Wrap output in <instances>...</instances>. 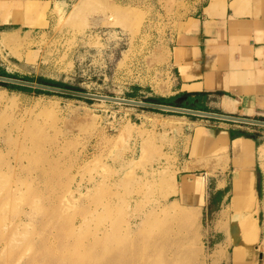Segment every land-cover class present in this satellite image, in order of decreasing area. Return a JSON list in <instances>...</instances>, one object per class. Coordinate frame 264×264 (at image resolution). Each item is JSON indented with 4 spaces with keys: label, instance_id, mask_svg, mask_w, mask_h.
<instances>
[{
    "label": "rangeland",
    "instance_id": "obj_1",
    "mask_svg": "<svg viewBox=\"0 0 264 264\" xmlns=\"http://www.w3.org/2000/svg\"><path fill=\"white\" fill-rule=\"evenodd\" d=\"M175 7L170 0L25 2L20 20L0 30V68L22 80L180 106L172 95ZM197 121L215 120L0 85V264H160L177 243L175 254L183 250L190 264L264 262V242L238 248L239 214L222 221L175 200L190 177L181 162Z\"/></svg>",
    "mask_w": 264,
    "mask_h": 264
},
{
    "label": "crops",
    "instance_id": "obj_2",
    "mask_svg": "<svg viewBox=\"0 0 264 264\" xmlns=\"http://www.w3.org/2000/svg\"><path fill=\"white\" fill-rule=\"evenodd\" d=\"M6 1L0 4V13L18 11L16 1ZM170 1L177 10L171 44L172 95L180 98V106L264 121V0ZM16 23L0 21V30L9 27L4 24ZM205 118L215 121L194 122L188 156L181 162L185 177H190L179 182L174 195L180 199L175 200L189 208L206 209L211 217L224 221L245 214L246 207L238 206L235 198L252 186L259 201L257 212L264 213V156L258 151L264 143V125ZM252 128L263 137L252 133ZM218 137L226 140L222 156L211 146ZM238 140L248 151L239 152ZM201 184L202 192L196 188ZM207 184L210 188L205 194ZM260 242L264 236L259 233L255 246H261ZM218 243L223 246L222 241Z\"/></svg>",
    "mask_w": 264,
    "mask_h": 264
},
{
    "label": "bare ground",
    "instance_id": "obj_3",
    "mask_svg": "<svg viewBox=\"0 0 264 264\" xmlns=\"http://www.w3.org/2000/svg\"><path fill=\"white\" fill-rule=\"evenodd\" d=\"M14 1H16L18 6H21L25 2L30 3L32 0H25V1L24 0H14ZM6 2H7L6 0H0V4L6 5ZM45 5H49L48 1L46 2ZM45 5H44V8H45ZM8 10H9V8H8ZM18 11H20L19 8H18ZM18 11H13V12H5L4 11L3 13L1 12L0 13V21H8V20L19 21L20 17L17 16ZM22 20H23V18L21 19V21ZM23 22L25 23L26 21H22V23ZM197 136L200 137L201 133L198 132ZM211 138H214V137H211ZM222 140L223 139H221V137H218V138L213 139V141H211L212 148L215 149L216 151H218L220 154L225 153V151L227 149L222 144ZM235 143H236V148L239 149L240 153L244 152L245 150L248 151V149L243 146L241 140H238ZM260 148H261V152L263 153L264 152V144L261 145ZM259 151H260V149H259ZM192 186H194V185L192 184ZM196 188H198V190L200 192H202L203 185L201 184L200 186H198ZM175 193H177V191H174V194ZM240 197H243V198H240ZM258 202H259L258 197H257L256 192L252 186H250L244 192V194L242 196L237 195L235 198V203L238 206L242 205V206L246 207V210H247V211L245 210V214L243 216L239 217L236 220L237 222H235V225H234V231L241 235V242H240V244H238V248L241 246H244V245L254 244L255 242H257V240L259 238V230H260L259 223L256 219H254L255 214H253L254 213L253 210L255 209V206L258 204ZM251 208H254V209H251ZM187 212H189V214L191 216V215H193L194 210L192 209V211H191V210L187 209ZM187 212H185L184 216L189 215ZM241 243H242V245H241ZM179 244L180 243L175 244L176 246L174 247L175 250L173 249L174 250L173 254L169 253L168 256L166 254L164 256V259L162 260V262H160V264H190L188 257L184 256L185 252L183 250H180L178 254H175L177 248L179 247ZM166 247H168V245H166ZM168 249H170V246L168 247ZM223 251H224V249L222 247L221 248L219 247L217 249V254H222ZM111 264H115V262L111 261ZM124 264H133V262L127 261ZM134 264H145V263L142 260H138V262H136Z\"/></svg>",
    "mask_w": 264,
    "mask_h": 264
},
{
    "label": "water",
    "instance_id": "obj_4",
    "mask_svg": "<svg viewBox=\"0 0 264 264\" xmlns=\"http://www.w3.org/2000/svg\"><path fill=\"white\" fill-rule=\"evenodd\" d=\"M0 81L22 85V86H27V87H32V88L49 91V92H55V93H61V94H66V95L87 98V99H97V100L110 101V102H116V103H121V104L135 105L139 107H147V108L158 109V110L185 113L189 115H197V116L211 117V118H222V119H227V120H234V121H241V122H247V123L258 124V125H264V121H259V120L235 117L231 115H224V114L202 111V110H197V109H190V108L181 107V106L152 103V102H146L142 100H133V99L119 98V97L107 96V95H98V94L76 91V90H72L68 88L53 86L49 84H42V83H37V82H32V81L22 80L18 78H13V77L2 76V75H0Z\"/></svg>",
    "mask_w": 264,
    "mask_h": 264
},
{
    "label": "trees",
    "instance_id": "obj_5",
    "mask_svg": "<svg viewBox=\"0 0 264 264\" xmlns=\"http://www.w3.org/2000/svg\"><path fill=\"white\" fill-rule=\"evenodd\" d=\"M0 75L2 76H7V77H16L14 75H10L8 74L4 69L0 68ZM27 79V81H34L32 78H25ZM37 83H42V84H49V85H53V86H58V87H63V88H68V89H75V90H80L77 87H72L68 84L62 83V82H58L52 79H45V78H38L37 79ZM0 85H3L9 89H21V90H34L36 92H45V93H50L49 91H44V90H40V89H36V88H32V87H27V86H22V85H17V84H13V83H7V82H2L0 81ZM152 101H158L159 104H165L164 102L167 101L168 99L166 98H152ZM167 105H171V104H167ZM184 107V106H181Z\"/></svg>",
    "mask_w": 264,
    "mask_h": 264
}]
</instances>
